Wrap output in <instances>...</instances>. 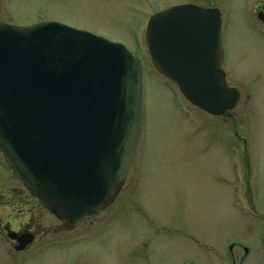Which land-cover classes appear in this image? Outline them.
<instances>
[{"label": "rangeland", "instance_id": "374dc122", "mask_svg": "<svg viewBox=\"0 0 264 264\" xmlns=\"http://www.w3.org/2000/svg\"><path fill=\"white\" fill-rule=\"evenodd\" d=\"M183 4L222 13L229 84L252 92L230 118L190 105L153 68L145 41L150 17ZM0 20L15 27L57 21L89 31L126 45L145 69L142 136L126 185L99 218L72 232L44 206L31 210L43 250L24 256L25 264H228L199 245L227 255L229 244L237 256L242 244L256 251L251 261L264 262V49L246 0H0ZM13 182L0 161V187Z\"/></svg>", "mask_w": 264, "mask_h": 264}, {"label": "water", "instance_id": "95a60500", "mask_svg": "<svg viewBox=\"0 0 264 264\" xmlns=\"http://www.w3.org/2000/svg\"><path fill=\"white\" fill-rule=\"evenodd\" d=\"M221 25L219 10L184 5L153 16L146 34L156 69L217 116L240 102L220 68ZM143 107V66L125 45L57 22L0 23V150L59 218L92 219L116 193Z\"/></svg>", "mask_w": 264, "mask_h": 264}, {"label": "flooded vegetation", "instance_id": "af4514ba", "mask_svg": "<svg viewBox=\"0 0 264 264\" xmlns=\"http://www.w3.org/2000/svg\"><path fill=\"white\" fill-rule=\"evenodd\" d=\"M254 15L257 23V35L260 44L264 49V0L256 1ZM226 62L227 58L222 64V69L225 70L227 77L229 78V74L224 68ZM248 107L244 109V116L247 120L249 118ZM233 111H228L222 117L230 118ZM242 140L247 143V139L245 137H243ZM248 156L250 155L246 148L243 154L245 167H248L249 165ZM39 204L40 202L37 197L28 191L19 181L0 187V264H25L27 262L23 261L24 256L29 257L28 260H30L39 253H42V250H38L40 247L36 246L37 232L34 229L36 222L33 214L30 212L34 208L38 207ZM92 222L94 221L84 222V224ZM61 223L65 224V229L67 231L77 229L74 228L68 221L64 220L61 221ZM27 234L33 235L34 242L22 247L19 239ZM240 247L241 253L243 254L239 256L234 254V246L228 247L229 254L226 257L228 264H264V262H259L260 260L258 262L250 260V257L256 252L255 250L247 248L246 246ZM262 249L263 248H261V251ZM210 250L211 248H208V253L211 254ZM190 264L204 263L195 261Z\"/></svg>", "mask_w": 264, "mask_h": 264}]
</instances>
